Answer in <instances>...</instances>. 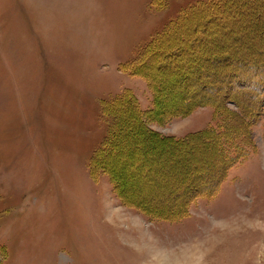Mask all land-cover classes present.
I'll return each instance as SVG.
<instances>
[{"label": "rangeland", "instance_id": "obj_1", "mask_svg": "<svg viewBox=\"0 0 264 264\" xmlns=\"http://www.w3.org/2000/svg\"><path fill=\"white\" fill-rule=\"evenodd\" d=\"M203 1L0 0V264H264V102L246 158L216 196L197 199L221 161L193 134L218 119L213 107H182L203 74L221 86L237 63L207 58L264 56V0H227L215 23L181 21L164 42L183 52L169 71H158L165 60L130 66ZM127 89L142 113L125 111L104 156V104ZM203 97L212 93L193 100ZM185 198L186 218L153 219Z\"/></svg>", "mask_w": 264, "mask_h": 264}, {"label": "trees", "instance_id": "obj_2", "mask_svg": "<svg viewBox=\"0 0 264 264\" xmlns=\"http://www.w3.org/2000/svg\"><path fill=\"white\" fill-rule=\"evenodd\" d=\"M225 2H227V0H206L185 10L175 22L153 37L151 42H149L147 46L142 49L141 53H139L136 60L130 63L131 68H134L135 70V67L139 65L143 68L146 63L149 67L165 60L164 63H161L160 68L158 67V71L165 72L169 71L171 68L173 69L170 64L175 63L177 66V60L182 58L183 52L174 51L167 54L165 51L167 47L164 44L165 40H168L169 37L173 35L178 24L185 19L197 17L201 14H207L211 16L208 21H206L207 23L209 22L211 24L218 22L219 18L216 11L219 6L221 4L224 5ZM237 54L238 53L234 51L233 56V51H223V54H218L211 59L207 58V60H210L209 62L215 65V67L225 68L227 63L231 64L233 61H236L237 63L234 66L235 68L233 67L232 69L225 71L224 75L220 78L222 83L221 86H218L215 83V77L213 74H203L201 77L204 78L201 80V84L197 85L199 86L198 90L189 95H184L183 97L185 100L182 106L184 108L183 113H188L197 107L209 106L214 108L218 119V123L215 125L193 134V137L206 140L204 142L205 146L212 147L215 150L218 159L221 161L220 176L217 177L212 186L207 187V185H200L199 194L194 197L196 199L197 197L213 198L216 196L220 191L223 180L228 176V172L238 162L246 158L248 153L247 149L253 147L249 127H251V121L255 120L259 114H262L260 110L261 104L264 102V56L249 54V58L247 57V59L243 54V56H237ZM145 56H147V62H145ZM239 57L240 59L238 60L237 58ZM168 59H170L169 63H167ZM158 71L152 76L147 74V80L150 86L151 77L157 78L160 73ZM187 85H191L190 79L189 84ZM202 92H210L212 93V97H203L199 100H193L196 95H199ZM217 93H220L221 95L218 96ZM244 94L247 95L249 101L257 102V105H259L258 108H255L252 103L245 101V99L243 100L241 97H243ZM226 101L234 103L237 110L233 111L226 107L224 105V102ZM104 105L105 108L103 113L108 120L109 132L105 137V141L99 149V152L104 153L105 156L109 153L113 155L115 153L114 144L115 141L118 142V140H116L117 138H114L117 136H115V131L117 132V130L121 128L123 129V132L126 130L124 123L128 119L127 115H125V111L130 110L131 108L135 111L137 116H140V113L142 112L137 97L134 92L129 89H127L121 96L111 101H107ZM119 113L124 118L122 119L123 121L119 118ZM174 142L180 145V143H183L184 141L182 139H174ZM187 142L189 141L187 140ZM207 178L208 177H202V179ZM176 196V199H180V196ZM188 203V199L185 198V200L181 201L182 208L173 213H154L153 219L173 217L175 220H182L189 216L190 205Z\"/></svg>", "mask_w": 264, "mask_h": 264}]
</instances>
